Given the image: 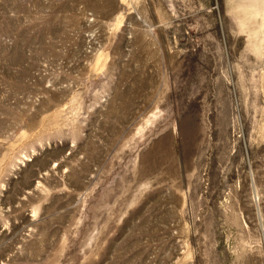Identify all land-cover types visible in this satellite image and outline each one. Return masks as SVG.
Wrapping results in <instances>:
<instances>
[{"label": "rangeland", "instance_id": "rangeland-1", "mask_svg": "<svg viewBox=\"0 0 264 264\" xmlns=\"http://www.w3.org/2000/svg\"><path fill=\"white\" fill-rule=\"evenodd\" d=\"M0 264H264V0H0Z\"/></svg>", "mask_w": 264, "mask_h": 264}]
</instances>
